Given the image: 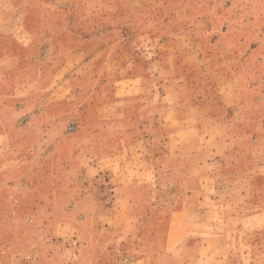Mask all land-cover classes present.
Masks as SVG:
<instances>
[{
    "label": "rangeland",
    "instance_id": "374dc122",
    "mask_svg": "<svg viewBox=\"0 0 264 264\" xmlns=\"http://www.w3.org/2000/svg\"><path fill=\"white\" fill-rule=\"evenodd\" d=\"M6 5L12 8L25 42L33 37L23 32V26L38 32L36 47L32 43L0 49V264H187L190 259L164 251L162 238L172 218L177 223L173 227H186L184 237L191 232L201 238L193 249L200 253V261L192 259L191 264H211L206 253L212 249L223 253L241 248L246 264L252 262L251 253L264 252V225L255 232L235 218L226 220L221 204L208 207L213 204L211 196H236L233 190L248 187L249 180L256 191H264V82L256 93L243 95L236 103L228 101V107L222 108L221 128L205 137V148L188 159L185 168L179 167L193 174L216 172L213 177H201L205 194L195 193L196 206L176 201L172 164L166 162L160 180L166 190L160 199L164 207L149 210L150 224L134 226L127 203L114 204L116 191L109 170L94 173L97 164L90 150L78 138L68 137L74 129L57 118L62 108L79 107L77 91L86 95L94 87L92 82L60 78L71 75L70 70L87 54L101 52V45L85 49L87 45L67 32L52 44L45 32L49 25H60L61 13L67 10L73 15L66 19L75 28L118 25L123 30L119 35L134 45L148 42L143 32L148 20L163 15L166 22L170 20L164 27L166 38H177L180 47L194 56L203 50L208 56L203 63L220 69L210 76L209 84L215 88L222 73H236L237 67L249 80L257 74L264 79V43L259 37L257 55L247 64L241 66L237 55L239 39L256 38L257 28L264 31V0H5ZM47 11L52 12L50 17ZM197 28L211 29V33L200 34ZM249 49V43L244 45V52ZM227 60L232 68L222 65ZM61 67L58 77L51 74L53 80L40 79L47 76V68L54 73ZM217 96L209 98L210 114L218 113ZM254 166L263 172L256 180L251 179ZM215 185L221 189L215 190ZM184 219L188 221L181 226ZM172 236L171 232L169 243ZM168 247L171 250L172 243ZM145 255L146 261H140ZM220 260L216 264H225L224 256ZM257 261L264 264V256Z\"/></svg>",
    "mask_w": 264,
    "mask_h": 264
},
{
    "label": "crops",
    "instance_id": "0c3cea01",
    "mask_svg": "<svg viewBox=\"0 0 264 264\" xmlns=\"http://www.w3.org/2000/svg\"><path fill=\"white\" fill-rule=\"evenodd\" d=\"M4 2L5 0H0V49L29 47L32 43L36 47L34 41L38 31L33 33L23 26V32L33 37L30 42H25L22 29L16 24L15 15L11 12L12 8L9 5L3 7ZM47 13L50 17L52 12ZM72 15V12L63 10L61 24L47 26L45 32L52 44L57 43L60 33L67 32L87 45L85 49L97 45H101L102 49L99 53L87 54L90 56L76 65V69L70 70L71 75L60 78L94 83L93 89L86 95L82 90L77 91L80 104L77 103L79 107L76 110L62 108L61 116L57 117L66 128L74 129L67 136L78 138V143L90 150L94 157L92 160H96L97 164L94 173L109 170L115 185L113 189L116 191L117 199L114 204L120 200L127 203L126 209L132 211L134 226L145 227L150 224L149 210L164 207L160 199L166 194V190L161 187L160 180L166 171V162L172 164L170 176L175 182L176 201L195 204L198 201L195 193L200 192L202 196L205 194L201 177H213L216 172L210 170L193 174L181 171L179 167L185 168L190 163L188 159L197 156L205 148L208 140L205 137L221 128L224 122L222 108L228 107V101L236 103L241 96L256 93L264 79L257 74L249 80L248 76L243 75L242 69L237 67L236 73H222L223 79H218L217 86L213 88L209 84L212 80L210 76L219 74L217 70L220 69L203 63L208 58L203 50H198L197 56H194L180 47L177 38H166L163 34L166 30L164 27L170 22H166V16L155 15L153 19L150 18L147 29L143 31L148 42L138 41L133 45L129 39L125 40L119 35L123 30L118 25L99 23L88 30L78 29L71 24V19H66ZM27 21L33 24L32 20ZM197 32L209 35L211 29L197 28ZM9 37L13 42H6ZM254 37L256 38L239 39L237 55L241 66L257 55V41L264 43L262 28H257ZM247 43L250 49L244 52L243 48ZM85 49L83 52H86ZM222 65L232 68V62L228 60ZM62 68L54 73L47 68V76L40 79L53 80L58 77ZM212 95H218L217 103H220L217 104L219 110H216V114H210L213 105H209V98ZM45 111H51L48 104ZM78 159H83L79 153ZM256 169L255 166L252 169L253 180L263 174ZM155 176L156 180H152ZM198 178H201L200 182ZM252 183L254 182L249 180L248 187L239 186L233 190L236 196L225 194L220 199L211 196L213 204L209 203L208 207L221 204L226 220L235 218L250 226L252 231H260L261 224L264 225V191H256L255 184ZM213 188L221 189L217 185ZM250 192H253L252 196ZM246 209L250 211L246 212ZM174 221L176 219L172 218L168 231L162 238L164 251L167 252L168 249L171 251L169 253L198 263L200 253L193 249L200 245L201 238L191 232L188 237H184L186 227H173ZM187 221L184 219L179 224L182 226ZM188 224L191 225L192 221ZM171 232L173 236L170 250L168 244H171ZM180 244L181 249L178 248ZM256 251L250 254L251 264H258L257 258L264 256V252L259 254ZM206 256L211 259V264L223 261L220 260L221 256H224L225 264H246L242 262L246 254L241 248H231L223 253L214 249L207 250ZM146 258L145 255L140 261L145 262ZM190 260L187 264H191Z\"/></svg>",
    "mask_w": 264,
    "mask_h": 264
}]
</instances>
